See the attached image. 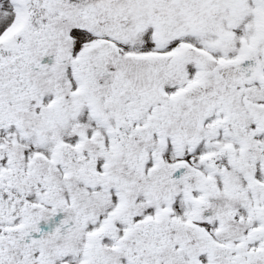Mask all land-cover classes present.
Masks as SVG:
<instances>
[{
    "label": "snow or ice",
    "instance_id": "snow-or-ice-1",
    "mask_svg": "<svg viewBox=\"0 0 264 264\" xmlns=\"http://www.w3.org/2000/svg\"><path fill=\"white\" fill-rule=\"evenodd\" d=\"M0 264H264V0H0Z\"/></svg>",
    "mask_w": 264,
    "mask_h": 264
}]
</instances>
